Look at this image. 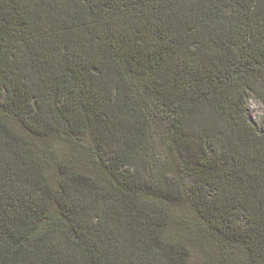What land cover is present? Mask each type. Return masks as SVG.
I'll use <instances>...</instances> for the list:
<instances>
[{"label":"trees","instance_id":"trees-1","mask_svg":"<svg viewBox=\"0 0 264 264\" xmlns=\"http://www.w3.org/2000/svg\"><path fill=\"white\" fill-rule=\"evenodd\" d=\"M264 0H0V264H264Z\"/></svg>","mask_w":264,"mask_h":264},{"label":"rangeland","instance_id":"rangeland-1","mask_svg":"<svg viewBox=\"0 0 264 264\" xmlns=\"http://www.w3.org/2000/svg\"><path fill=\"white\" fill-rule=\"evenodd\" d=\"M248 114L256 125L261 126L264 123V105L253 95L248 99Z\"/></svg>","mask_w":264,"mask_h":264}]
</instances>
